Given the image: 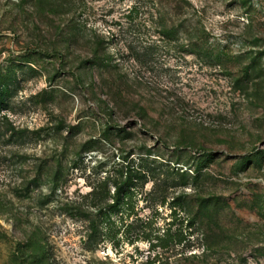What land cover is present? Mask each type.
<instances>
[{
  "label": "rangeland",
  "instance_id": "obj_1",
  "mask_svg": "<svg viewBox=\"0 0 264 264\" xmlns=\"http://www.w3.org/2000/svg\"><path fill=\"white\" fill-rule=\"evenodd\" d=\"M0 264H264V0H0Z\"/></svg>",
  "mask_w": 264,
  "mask_h": 264
}]
</instances>
